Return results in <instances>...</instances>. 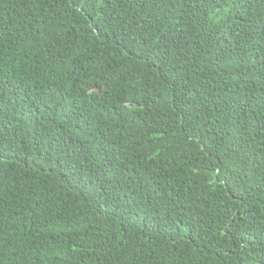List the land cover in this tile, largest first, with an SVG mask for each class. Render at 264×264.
I'll return each instance as SVG.
<instances>
[{
  "label": "trees",
  "instance_id": "trees-1",
  "mask_svg": "<svg viewBox=\"0 0 264 264\" xmlns=\"http://www.w3.org/2000/svg\"><path fill=\"white\" fill-rule=\"evenodd\" d=\"M0 264H264V0H0Z\"/></svg>",
  "mask_w": 264,
  "mask_h": 264
}]
</instances>
